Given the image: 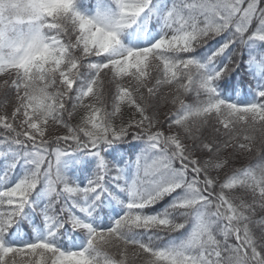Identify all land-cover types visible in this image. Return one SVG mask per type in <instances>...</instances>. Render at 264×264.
<instances>
[{
    "label": "snow or ice",
    "instance_id": "1",
    "mask_svg": "<svg viewBox=\"0 0 264 264\" xmlns=\"http://www.w3.org/2000/svg\"><path fill=\"white\" fill-rule=\"evenodd\" d=\"M0 264H264V0H0Z\"/></svg>",
    "mask_w": 264,
    "mask_h": 264
},
{
    "label": "trees",
    "instance_id": "2",
    "mask_svg": "<svg viewBox=\"0 0 264 264\" xmlns=\"http://www.w3.org/2000/svg\"><path fill=\"white\" fill-rule=\"evenodd\" d=\"M241 87L243 88L244 91H247V82L245 81ZM238 96L242 95V93L238 90V93H237Z\"/></svg>",
    "mask_w": 264,
    "mask_h": 264
}]
</instances>
